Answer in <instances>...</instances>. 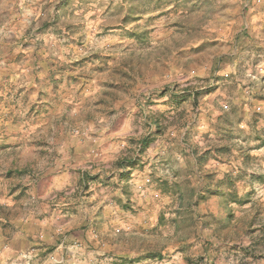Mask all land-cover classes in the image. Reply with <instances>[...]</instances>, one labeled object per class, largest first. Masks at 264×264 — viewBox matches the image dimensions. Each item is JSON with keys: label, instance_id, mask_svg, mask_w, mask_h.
<instances>
[{"label": "rangeland", "instance_id": "1", "mask_svg": "<svg viewBox=\"0 0 264 264\" xmlns=\"http://www.w3.org/2000/svg\"><path fill=\"white\" fill-rule=\"evenodd\" d=\"M129 119L125 138L56 148ZM77 160L88 173L51 209L33 190V218L61 228L16 238L29 195L12 178ZM117 253L264 264V0H0V264Z\"/></svg>", "mask_w": 264, "mask_h": 264}, {"label": "crops", "instance_id": "2", "mask_svg": "<svg viewBox=\"0 0 264 264\" xmlns=\"http://www.w3.org/2000/svg\"><path fill=\"white\" fill-rule=\"evenodd\" d=\"M92 128V130H87L86 132H83V135L79 136H70L69 132H66L65 135V141L62 142L61 146H57L56 148H62V149H69L71 147L74 148L75 152H79L81 149L85 148V147H89V145H91V143H93L92 145L95 146L96 142L95 139H101L102 135L105 134L106 137H108L107 135L109 134V138L111 139L112 136L114 137V134L118 135V133H120L121 136L120 138H125L126 135H129L130 133H133L134 131H130L131 128V120L129 119L125 126H121V124H117V125H113L111 126L110 129H108L107 131H104L102 129H99L97 127H90ZM23 131V129H21ZM61 133L63 134V132H65V129L63 130V127L60 128ZM26 133V132H25ZM91 134V135H90ZM107 134V135H106ZM24 135V132H23ZM69 135V136H68ZM90 135V136H89ZM27 137L31 136L29 134H27ZM93 139V142L90 141V139ZM115 139L118 138L117 136L114 137ZM32 139V138H31ZM89 139V140H88ZM32 142V141H30ZM100 142V141H99ZM47 145L44 146V148H48L49 143H53L52 141H46L45 142ZM126 142L125 141H115L113 142V148H120L123 145H125ZM98 144H96L97 146ZM54 148V147H53ZM60 163H64L66 165V170L62 171L61 173H55L53 175H48V176H43L42 178H40L39 180L33 181V177L31 176H27L26 174L21 175L22 179H15L12 178V180L20 182V189H22V192L27 193L29 195V198L24 201H21L22 204V209L27 210L28 213H26V216L21 217L22 220H24V224L21 226V228L19 229V231H17L15 237L16 238H20V240L22 242H27L29 239L28 237H33V235H30V228L29 226L31 225L30 223H36L38 224L40 227H42L43 229L45 227H48L49 232L50 233H54L58 230V228L61 227H57L60 226L59 224L64 221H55V224L57 225H46L47 222H45V220H40L39 218L34 219L33 218V207L35 206L33 204V190L36 188V190L40 189L41 193H45L42 197L45 200H38V198H34V203L38 204L39 202L41 203V206L43 207L44 211H47L48 209H51L52 206H55V201L52 198L53 194L57 193L59 190H62L63 188H67V185H72L73 183H75L78 179H83V176L85 173H88L87 171H84L83 168L82 169H74V168H80L79 166H84V163H81V161L77 160L76 162H74V165L70 162H64V161H60ZM53 164V163H51ZM57 164H55V167H57ZM76 166V167H75ZM122 169V168H121ZM120 169V170H121ZM14 186L16 187V184H14ZM71 187V186H70ZM180 191V190H179ZM38 192V191H37ZM17 193V189L11 193V196L8 198V203L9 205H13L15 203V195ZM39 195V194H38ZM180 195V194H179ZM17 197V196H16ZM64 205H67L66 203ZM28 206V208H27ZM47 207V209H46ZM21 209V208H20ZM42 229V230H43ZM49 233V234H50ZM73 235H76L75 233H72ZM195 244H197L198 246H202L203 244L206 245L207 242L205 243V240L203 238H200V236H198V238L195 240ZM9 242H11V244L14 246V239L10 240ZM29 243L32 244V242L30 241ZM23 245V244H22ZM12 252H19L20 250L23 249V246L19 247V246H15L11 247ZM116 258L114 259L115 261H120V264H136V262H139L138 264H150L148 261H150L149 257H139L138 255H129V254H124V253H117ZM123 257V258H120ZM132 257H135L132 258ZM120 258V259H118Z\"/></svg>", "mask_w": 264, "mask_h": 264}, {"label": "trees", "instance_id": "3", "mask_svg": "<svg viewBox=\"0 0 264 264\" xmlns=\"http://www.w3.org/2000/svg\"><path fill=\"white\" fill-rule=\"evenodd\" d=\"M230 215H227L226 217H224V218H222L221 220H220V222H223V223H228L229 222V220H230Z\"/></svg>", "mask_w": 264, "mask_h": 264}, {"label": "clouds", "instance_id": "4", "mask_svg": "<svg viewBox=\"0 0 264 264\" xmlns=\"http://www.w3.org/2000/svg\"><path fill=\"white\" fill-rule=\"evenodd\" d=\"M9 6L8 5H5V9H7Z\"/></svg>", "mask_w": 264, "mask_h": 264}]
</instances>
